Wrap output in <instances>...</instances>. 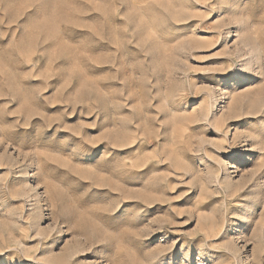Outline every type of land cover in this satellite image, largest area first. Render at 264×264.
<instances>
[{"label": "rangeland", "instance_id": "obj_1", "mask_svg": "<svg viewBox=\"0 0 264 264\" xmlns=\"http://www.w3.org/2000/svg\"><path fill=\"white\" fill-rule=\"evenodd\" d=\"M0 264H264V0H0Z\"/></svg>", "mask_w": 264, "mask_h": 264}, {"label": "bare ground", "instance_id": "obj_2", "mask_svg": "<svg viewBox=\"0 0 264 264\" xmlns=\"http://www.w3.org/2000/svg\"><path fill=\"white\" fill-rule=\"evenodd\" d=\"M248 71V70H247ZM241 82V81H240ZM236 106V105H235ZM213 109H214V106H213V104L211 103V105H210V107L208 108V110H207V113H206V117H208L210 114H212V112H213ZM245 111H246V109H245ZM235 117V116H234ZM214 118V117H213ZM212 118V119H213ZM247 118V117H246ZM208 119V118H207ZM214 120V119H213ZM248 120L249 119H247V120H244V121H242V123H247L248 122ZM254 121V120H253ZM252 122V121H251ZM236 124H238V123H236ZM226 126V125H225ZM235 126V125H234ZM258 137V136H257ZM243 140V139H242ZM248 141V140H247ZM258 141V140H257ZM242 143V142H241ZM249 143V142H248ZM250 144V143H249ZM251 144H253V143H251ZM232 152V151H231ZM231 152H230V154H231ZM258 157H259V155H258ZM224 224V223H223ZM83 238V237H82Z\"/></svg>", "mask_w": 264, "mask_h": 264}]
</instances>
